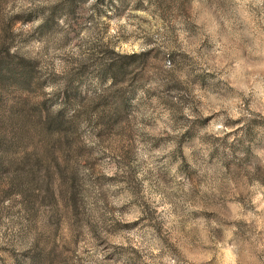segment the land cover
<instances>
[{"label": "rangeland", "instance_id": "obj_1", "mask_svg": "<svg viewBox=\"0 0 264 264\" xmlns=\"http://www.w3.org/2000/svg\"><path fill=\"white\" fill-rule=\"evenodd\" d=\"M70 3L0 0V52L33 67L0 87V264H264V0ZM68 86L118 125L19 135Z\"/></svg>", "mask_w": 264, "mask_h": 264}, {"label": "trees", "instance_id": "obj_2", "mask_svg": "<svg viewBox=\"0 0 264 264\" xmlns=\"http://www.w3.org/2000/svg\"><path fill=\"white\" fill-rule=\"evenodd\" d=\"M76 0H71L69 9L74 12ZM110 54L115 56L113 51ZM107 62L100 63L101 80L105 81L109 77L113 84L118 82L119 77L124 75L125 57L115 56ZM30 62L24 59H15L9 49L0 52V87H4L10 82L22 85L25 89L31 91L33 87L32 69ZM108 73H111L109 75ZM63 104L57 111H53L52 104L44 102L43 104L31 105L27 100H23L22 107L19 110V135L30 137L38 135L47 138H54L55 142L68 144L73 134L78 133V124L82 118L95 116L96 122L102 126L118 125L119 115L123 111H116V117L110 115V104L104 97L95 98L90 104H84V99L77 89L72 86L66 87L61 91ZM123 108V105H122ZM15 110V111H14ZM16 113V109H11ZM111 112L113 113L112 109ZM118 116V117H117ZM17 124V123H16ZM4 128L5 125H2ZM14 128V126L11 125ZM31 131L33 133H31ZM31 133V134H30ZM12 146L8 149L11 150ZM2 167H0V170Z\"/></svg>", "mask_w": 264, "mask_h": 264}]
</instances>
